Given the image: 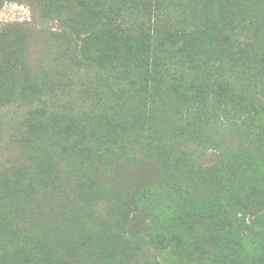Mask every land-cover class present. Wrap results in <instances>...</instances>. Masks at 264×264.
<instances>
[{"label":"trees","instance_id":"16d2710c","mask_svg":"<svg viewBox=\"0 0 264 264\" xmlns=\"http://www.w3.org/2000/svg\"><path fill=\"white\" fill-rule=\"evenodd\" d=\"M40 2L48 15L75 29L74 61L86 63L87 69L119 68L114 77L130 81L129 89L121 90L130 96L123 110L113 106L117 114L109 116L108 124L92 125L77 113L50 109L46 96L65 91L60 78L66 71L49 66L41 75L31 72L21 27L0 28V104L24 101L28 107L26 118L16 124L21 160L0 171V218L13 219V206L7 203L13 200H43L53 211L59 198L70 195L69 186L88 188L89 181L94 193L121 196L114 190L111 168L89 167L94 157L105 166L108 151L143 164L136 161L133 146L158 171L157 179L133 201L139 208L151 207L150 226L161 232L173 226L172 238L183 228L190 230L188 217L198 214L223 232L218 216L227 199L264 205V0ZM171 9L182 17L164 15ZM137 10L141 19L132 25L128 16ZM225 57L259 76L261 90H240L222 80L221 67L213 69V64ZM138 90L161 104L149 113L129 103ZM160 107L172 110L177 118L173 126L158 119L155 111ZM217 118H222L221 129L211 125ZM209 148L221 152L222 160L202 165L200 158ZM168 192L170 200L164 197ZM221 232L220 259L205 256L203 264H264V212L253 218L249 232L231 238ZM73 233V238H55L54 244L45 240L31 250L17 249L9 264H114L124 253L121 247L115 254L105 235L97 237L90 225L81 223Z\"/></svg>","mask_w":264,"mask_h":264},{"label":"rangeland","instance_id":"374dc122","mask_svg":"<svg viewBox=\"0 0 264 264\" xmlns=\"http://www.w3.org/2000/svg\"><path fill=\"white\" fill-rule=\"evenodd\" d=\"M171 10L164 15H175L173 19L182 17L178 9ZM141 14L142 11H133V14L128 16L130 23L135 25L141 19ZM146 21L147 19L143 22L144 25ZM7 24L21 27V31L26 35L27 65L31 72H39L41 75L50 68L49 66L66 71L63 78H60L65 91L46 96L50 109L77 113L78 118L88 119L92 125L102 122L108 124L109 116L117 114V111L113 110L114 107L123 110L122 105L130 95L121 90L129 89L130 81L114 77L115 73L119 74V68H98L93 65L87 69L86 63L75 62L74 46L78 40L75 29L67 26L61 19L48 15L40 0H3L0 28L6 27ZM260 45H264V41ZM218 67H221L218 75L222 80H228L240 90H261L259 76L253 77L245 71L246 67L236 60L232 61L226 57L224 61L217 60L213 64V69ZM169 68L172 70L176 66ZM140 92L142 91L138 90L129 103L142 107L149 113L152 112L153 106L161 104L157 102V97L153 99L150 93L141 95ZM25 104L24 101L0 104V171L21 160L17 141L20 130L16 124L26 118L28 107ZM159 109L155 111L158 119H164L166 122L169 120L166 127L173 126L172 120L175 121L177 118L172 110H165L163 107ZM221 119H215L211 125L220 128ZM227 134L225 133V136ZM131 150L137 152L136 161L141 160L143 164L119 159L118 156L112 157V151H108L105 154L110 159L105 162V166L94 157L89 167L91 170L96 167L111 168L109 173L116 184L114 190L117 189L121 196L112 195L110 192L94 193V186L92 187L89 181L88 188L80 183L76 189L69 186L67 191L70 195L59 198L53 204L55 206L53 211L42 203L43 200L7 202L9 207L13 206L9 214L11 216L13 211L14 217L12 219L7 215L0 218V264H9L13 252L22 247L31 250L38 246L37 243L45 240L54 244L55 238L60 236L61 239L66 235L73 238L74 229L76 231L81 223L90 225L91 230L95 228L97 237L104 234L109 246L116 249L113 250L115 254L124 249V253L121 252L114 264H203L205 256L219 260L221 255L218 243L222 237H218L221 231H215L208 226L199 214L195 217L189 216L191 229H181L178 237L174 238L171 235L173 226L161 232L157 226L149 225L151 207L139 208L141 205L134 203L133 198L138 192L147 190L151 180L157 179L158 171L142 158L136 146L131 147ZM196 158L192 157V160ZM221 160L222 153L209 148L200 158V164L210 165ZM168 193L164 197L168 195L166 199L170 200L172 196ZM154 197L152 194V200H155ZM128 199L132 202H127ZM3 201L4 198L0 199V206ZM224 203L222 216L218 217L223 221L221 233L225 235L227 233L225 237L228 238L249 232L253 218L264 212V205L260 206L259 203L252 201L234 203L227 199ZM8 220L10 222H5ZM5 223L7 225L3 226ZM120 236L125 237L124 240L120 239ZM84 238L89 240L91 236L84 235ZM128 239H131L130 247L127 245Z\"/></svg>","mask_w":264,"mask_h":264}]
</instances>
